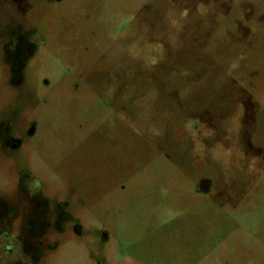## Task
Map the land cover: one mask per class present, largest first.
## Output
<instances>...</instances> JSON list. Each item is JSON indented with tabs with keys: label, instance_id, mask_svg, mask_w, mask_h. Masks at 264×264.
<instances>
[{
	"label": "rangeland",
	"instance_id": "1",
	"mask_svg": "<svg viewBox=\"0 0 264 264\" xmlns=\"http://www.w3.org/2000/svg\"><path fill=\"white\" fill-rule=\"evenodd\" d=\"M15 178L44 264H264V0H0Z\"/></svg>",
	"mask_w": 264,
	"mask_h": 264
},
{
	"label": "flooded vegetation",
	"instance_id": "2",
	"mask_svg": "<svg viewBox=\"0 0 264 264\" xmlns=\"http://www.w3.org/2000/svg\"><path fill=\"white\" fill-rule=\"evenodd\" d=\"M4 188L9 195H0V264H44L57 247V210L24 179Z\"/></svg>",
	"mask_w": 264,
	"mask_h": 264
}]
</instances>
